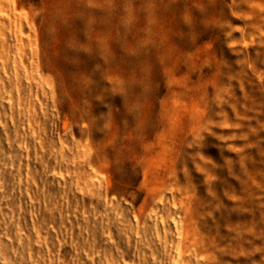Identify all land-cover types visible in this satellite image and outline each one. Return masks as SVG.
I'll return each instance as SVG.
<instances>
[{
	"label": "rangeland",
	"instance_id": "374dc122",
	"mask_svg": "<svg viewBox=\"0 0 264 264\" xmlns=\"http://www.w3.org/2000/svg\"><path fill=\"white\" fill-rule=\"evenodd\" d=\"M0 264H264V0H0Z\"/></svg>",
	"mask_w": 264,
	"mask_h": 264
},
{
	"label": "bare ground",
	"instance_id": "6f19581e",
	"mask_svg": "<svg viewBox=\"0 0 264 264\" xmlns=\"http://www.w3.org/2000/svg\"><path fill=\"white\" fill-rule=\"evenodd\" d=\"M127 1V0H126ZM85 38V37H84ZM134 48V47H133Z\"/></svg>",
	"mask_w": 264,
	"mask_h": 264
}]
</instances>
